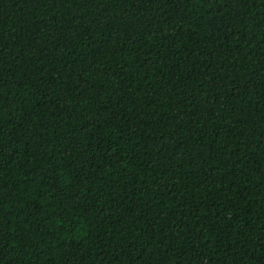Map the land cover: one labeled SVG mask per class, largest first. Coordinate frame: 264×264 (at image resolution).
<instances>
[{"label": "trees", "instance_id": "16d2710c", "mask_svg": "<svg viewBox=\"0 0 264 264\" xmlns=\"http://www.w3.org/2000/svg\"><path fill=\"white\" fill-rule=\"evenodd\" d=\"M0 264H264V0H0Z\"/></svg>", "mask_w": 264, "mask_h": 264}]
</instances>
